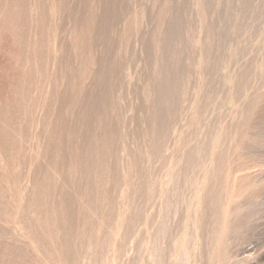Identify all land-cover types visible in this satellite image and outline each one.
Wrapping results in <instances>:
<instances>
[{"label":"rangeland","instance_id":"rangeland-1","mask_svg":"<svg viewBox=\"0 0 264 264\" xmlns=\"http://www.w3.org/2000/svg\"><path fill=\"white\" fill-rule=\"evenodd\" d=\"M263 138L264 0H0V264H264Z\"/></svg>","mask_w":264,"mask_h":264},{"label":"bare ground","instance_id":"bare-ground-1","mask_svg":"<svg viewBox=\"0 0 264 264\" xmlns=\"http://www.w3.org/2000/svg\"><path fill=\"white\" fill-rule=\"evenodd\" d=\"M161 107V106H160ZM264 139V138H263ZM211 147V146H210ZM194 161V160H193ZM262 162V161H261ZM248 173V172H247ZM229 174V173H228ZM211 176V175H210ZM261 177V176H260ZM227 179V178H226ZM264 180V179H263ZM218 189V188H217ZM249 189V188H248ZM242 197V196H241ZM167 208V207H166ZM158 248V247H157Z\"/></svg>","mask_w":264,"mask_h":264}]
</instances>
